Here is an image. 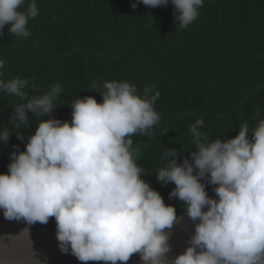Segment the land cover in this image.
Listing matches in <instances>:
<instances>
[{"label": "clouds", "instance_id": "clouds-1", "mask_svg": "<svg viewBox=\"0 0 264 264\" xmlns=\"http://www.w3.org/2000/svg\"><path fill=\"white\" fill-rule=\"evenodd\" d=\"M138 3L154 8L169 0H135L131 7ZM171 3L177 28H187L198 19L204 0ZM24 5L25 0H0V31L7 25L8 33L30 36L28 21L39 9L36 0H28L21 11ZM28 83L20 77L0 79V92L24 101ZM103 89L101 103L77 96L70 122L52 117L63 91L59 83L12 106L8 122L13 128L29 127L28 112L42 119L25 150L13 151L8 171L0 174L4 218L33 225L54 217L61 252L70 251L84 264H127L133 254L143 264H264V118L251 130L241 124L238 135L226 140H210L201 131L204 120L197 118L189 126L191 159L178 163L181 153L166 149L157 181L174 184L169 199L183 202L188 218L198 221L185 251L170 258L166 229L176 222V209L142 178L146 169L135 159L139 149L131 138L159 124L154 105L160 92L155 85L141 91L124 80L105 81ZM256 115L264 114L256 109ZM13 132L0 129V144L7 146ZM202 181L216 185L218 199L208 195Z\"/></svg>", "mask_w": 264, "mask_h": 264}, {"label": "trees", "instance_id": "trees-1", "mask_svg": "<svg viewBox=\"0 0 264 264\" xmlns=\"http://www.w3.org/2000/svg\"><path fill=\"white\" fill-rule=\"evenodd\" d=\"M133 2L36 0L39 14L28 21L29 37L8 33L7 25L0 31V79L29 82L24 101L0 92V129L15 131L7 146L0 144V174L8 171L13 151L25 150L42 119L28 112L29 127L13 128L8 122L12 106L59 83L63 91L52 117L70 122L77 96L101 103L105 81H128L141 91L155 85L160 122L148 134L131 138L139 149L135 159L146 169L142 178L178 216L186 206L169 199L175 185H162L155 174L166 163V149L181 153L178 163L191 159L189 126L197 118L204 120L201 131L210 140L234 138L241 124L251 130L264 118L256 115V109L264 114V0H204L198 19L187 28H177L171 0L154 8L138 3L133 9ZM202 182L209 196L215 193L216 185ZM42 225L57 230L54 217Z\"/></svg>", "mask_w": 264, "mask_h": 264}, {"label": "water", "instance_id": "water-1", "mask_svg": "<svg viewBox=\"0 0 264 264\" xmlns=\"http://www.w3.org/2000/svg\"><path fill=\"white\" fill-rule=\"evenodd\" d=\"M210 197L218 199L216 193ZM196 222L190 220L187 211H184L177 216L173 227L166 229L170 233L169 244L172 248L168 254L170 258L183 253L188 247ZM56 231L39 223L28 225L22 220H7L0 213V264H84L70 254V251L61 252ZM87 264H105V262L88 261ZM127 264H143V262L139 254H133Z\"/></svg>", "mask_w": 264, "mask_h": 264}]
</instances>
